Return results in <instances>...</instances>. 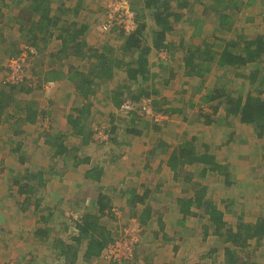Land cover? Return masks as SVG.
<instances>
[{
    "label": "rangeland",
    "instance_id": "rangeland-1",
    "mask_svg": "<svg viewBox=\"0 0 264 264\" xmlns=\"http://www.w3.org/2000/svg\"><path fill=\"white\" fill-rule=\"evenodd\" d=\"M103 1L105 3L107 0ZM243 1L248 3L249 6L243 8L239 16L235 18V22L223 31H219L218 29V18L216 19V17H212L208 14L205 15L204 6H201L195 0H191L190 3H192V5L190 7H177V10L184 14L183 23H180V28L178 31H175L174 35L169 36L172 42L170 41L168 43L173 47L172 53L160 51L161 55L159 53L157 54V57L162 56L163 60L170 59L169 61L162 62V64L165 65L163 67L168 69L169 66H176L180 74L185 73V69L184 67H180V63L182 62L183 55L186 53V47L192 44L202 45L204 39L215 42L216 45H218L217 43L223 44L220 40L216 41V35L230 38L242 33H245L247 37H253L256 34H264V0ZM63 2L65 3L64 0ZM66 3L68 5L71 4V2L68 3V1H66ZM95 3L97 4L98 2ZM23 9L27 10L26 4L23 6ZM25 10L21 15L26 16L28 14ZM17 14L18 13L14 12L10 13V18L7 21L4 19L0 20V27L3 29L1 30L0 28V33L2 34V43L0 38V84L2 77L9 79L10 72L8 71V63L10 61V56H12V52L17 51V45L19 47L18 50H20L23 45H29L24 37V32L19 30V26L14 20ZM102 14L98 16V19L95 18V20L94 18L92 20H81L79 17L77 18L79 19L78 22L89 21L90 24H92L91 33L93 36L91 39L96 44H101L102 41L110 37L104 35L107 33L100 30V24L102 22L100 18H102ZM61 15L60 24H63L65 21L68 23L74 20L72 19V13L62 12ZM151 18L152 16L149 15V19ZM248 18L252 19L248 20ZM148 23L150 25L146 32L149 35L146 33V36L148 41L152 43V36L148 31L151 32V26L153 25L154 27L155 24L153 20H149ZM92 28L95 29V34ZM96 33H99V35H96ZM100 34H102L104 38H100ZM182 39H184V41ZM61 44V40L55 35L46 47L40 44L41 46L39 45V47H37L38 53L36 52L33 59L30 57L27 59L24 68L23 82L31 84L30 87L34 89L32 93H28L24 97L26 100H32L33 98L31 97L38 95L39 100L42 102L39 105L46 111L45 116L39 118L38 123L33 124L27 123L24 118L18 120L17 116H7L5 117L6 122L4 126L0 127V247L1 252H4V254L1 253L0 255V264H15L12 256H7L5 254L6 252L17 253L15 256L18 260H20L18 258L19 252H28L30 257L33 255V258L36 259L32 264H69L64 262L63 256L57 255L56 250L58 249H56L55 245L50 246V243L56 242L57 239L70 242L67 236L73 232V221L82 216L80 211L82 209L81 205L84 204L82 201L85 199V196H88L89 193L92 195L94 189H98V192L99 190L102 191L106 188V184L108 185L111 183V185H114L115 182H120V174L127 175L130 182L138 178V185L140 183L146 184L143 192L146 191L147 188L151 191V194H149L146 200V204L150 206L152 211L154 210L152 217L154 228L152 230L159 229V225L156 221L158 215L162 214L166 222V232L176 239L174 242L164 244L166 246L163 247L161 246V239L159 236V240L154 242L155 244L153 247L149 246L148 241H146V244L144 246L142 245L138 253L137 262H135L137 264H146L150 262V260H145L147 257L151 256L149 249H153V251L156 252L152 264H161L165 259H169V261H171L170 264H191L196 262L199 255L207 254L218 242L216 240L217 237L214 236H210L205 241H202V228H200V226L206 221L204 217L200 216V218L199 216H193L186 226H180L178 228L175 226L178 217V212H175L178 210L177 198L189 197L193 194L191 182H185L179 177H173L172 172H167L166 170L163 171L162 174H152L153 171L151 168H147V171L144 172V178L141 175H136V170L138 168L136 164L140 162L139 157L141 161L147 160L148 156L151 157L152 155L148 154L150 151L149 149H153L152 147L156 148L160 139L161 142L167 141L168 145H174L177 140L176 128L164 126L160 130L156 129V127H151L159 123L155 119H152V115L162 116L160 112L155 109L153 110L152 105L150 110L146 112L147 114L141 115L136 120L140 123L137 128L143 129V131L150 130L149 133L136 136L129 134L128 129H126V126L123 124V122L129 123L131 121V115L126 114V112L122 110L114 111L115 113L113 111H107V104L112 103L111 97L114 93L112 91L114 90L116 92L118 87H121V85L127 82L125 80L126 74L124 73V78L119 76L116 81L103 84L100 91L94 95L95 97H90V101L94 103V105H92V113L96 117L92 119L93 139L89 144H84L80 137L72 132V128L67 122V115L76 107L77 100L76 91L73 90L74 86L72 82L67 79H62L60 83L56 81L55 84L48 85L45 83L46 80H44V76L39 74L41 62L45 69L49 68L47 63L50 64L51 62L58 63L59 65L65 64L64 69H68V65H76L80 62L79 58L73 56L66 59L63 58L62 55L60 60L57 59L55 54L58 49L61 48ZM52 55H54V57ZM156 61L158 62L159 60ZM260 63L261 65L259 68L257 63H253L249 64V66L245 67L242 71L239 69H234L233 71L226 70L225 68L216 67V65H214L209 72L204 75L205 81L201 80L198 76L189 75L186 77L178 73V77L174 79L175 86H171L172 88L164 86V81L168 76V70H166L153 80V89H158L160 92L158 97L153 96L154 99L161 100L162 108L166 109L168 113L169 107H165L168 102L166 96L172 97V94L177 91L176 89L181 88L182 90H186L185 94L180 91L181 94H184L185 97H189L188 94H190L192 97V103L189 108L192 110L195 109L194 101L196 98L195 103H197L199 108L206 107L207 110H211V106L215 105L217 102L211 104L207 96L211 92L219 76H222V80H218L220 83H223L224 78L229 80L228 89L234 94H241V92L244 90L247 91V89L250 88L255 90L261 87L259 89L263 90L262 94L264 96V60ZM159 64L160 62L157 63L158 68H155V71H157L156 74L160 71ZM236 72H241L244 75L238 77L235 74ZM251 74L256 76V81L254 83L250 81L252 77ZM156 83L158 85H156ZM182 83L185 84L182 85ZM3 87L5 86L0 85V88ZM197 87L200 89L197 90ZM79 101L86 102L84 99ZM110 107H112V105H110ZM199 108H197V110ZM200 110L205 111L203 108H200ZM111 113L115 115L120 125L117 129V135L114 136L113 134L108 137H115L119 140L124 139L133 142L134 146H141V150L139 148V150L136 151V147L127 148L121 146V148L120 145L114 143L115 148L113 150L116 152L113 153V156L117 157L120 155L121 157V161H117L116 164L110 161V158H113L112 155H110V143H105V140L109 138L106 137L104 129L107 131L110 129L109 119ZM177 120L180 121L181 119ZM8 122H10V126L7 124ZM128 125L132 126L131 123ZM146 125L149 127H144ZM221 125L223 126L224 124L221 123L218 124V126L214 125L217 130L215 132L216 134L212 136V140L213 142L216 141L217 145H219L220 142L223 144L227 134L232 130L226 127V125L224 127H221ZM245 127L246 128L243 130L242 128H238L235 142L230 143V145L229 143L221 144L222 149H220L219 160L230 163L232 168L231 175H236L234 179L231 180V185H226L224 183L225 180L223 176L213 175L212 172H208L205 176H202L196 166L192 165L190 166L191 170H187L196 174L195 178L192 180L195 184L201 183L208 186V195L216 201L218 206L224 211L225 219L232 227H235L239 220L255 222L257 217L264 216V136L259 138L251 125ZM184 129L185 127L181 128V130ZM45 134H49V136ZM61 136H64V138L60 139V142L63 145H67V147L73 151L66 156L53 158L52 156L55 151L52 145L46 141L53 143L55 139ZM178 136L184 137L183 135ZM19 143L21 144L20 150L14 151ZM204 143L205 142L199 140L196 146L204 151L206 150ZM170 150L172 149L169 148L168 153L164 154V156L167 157ZM75 155L80 158L90 157V162L75 166ZM22 158H24L23 162L21 161ZM93 166L100 167L105 172L103 176L104 180L99 182V184L95 183V186H93L92 181L87 178V176H83L82 178L81 176L76 177V173L85 175L86 171ZM41 170L44 171V175L48 179V186L46 190H38L32 194L33 201L36 203L40 199L43 201L47 199L45 202L41 201L43 203L40 204L42 207H45L50 199H54L55 201L60 200L59 209L54 210V214L51 215V213L43 211L46 217H48L49 222L41 223L40 225L42 228L48 227L51 231L50 236H46L47 239L43 241L39 240L34 235H30L31 232H26L30 230L32 232L34 231L40 214L35 213L36 211H33L32 208L26 210V213L19 210L23 207L19 205L20 202H22L21 198L23 194L19 193L18 184L15 182L17 178L23 179L26 172ZM115 171L118 172V175L115 174ZM159 182L161 188L156 187V184ZM47 190L53 192V196L49 194L51 198L48 195L43 196L46 194ZM86 190H88L87 194L84 193ZM117 206L113 207L112 213L107 214L106 220L111 223L107 224L108 229L113 231L116 228L113 232V242H115L114 245L121 250L118 251L119 256L120 252L125 253L126 248L130 247V243L135 241L134 239H136L139 233L138 227L140 224H135L134 221L130 220L131 218H128V212L120 209L121 206L124 207V202L121 201V204ZM172 206L175 207V211L171 208ZM35 207L37 208L36 204ZM199 211L202 213L201 210ZM16 213H20V215H16ZM26 216L29 218L24 219ZM101 221L104 222V218ZM66 223H69L71 226L68 230H66ZM63 231H65V233ZM144 234L146 233L141 232V237H143ZM152 234L154 235V233ZM153 235H151V237ZM160 235H162V233H160ZM175 243L180 245L177 255H174L172 250V246ZM251 243L249 249L252 250L255 255L254 261H256V264H264V241L260 244H256L253 239ZM141 244L142 242L140 245ZM219 246H221V244ZM220 254L221 253L218 252L219 257ZM25 255L26 254L21 257L23 263H25ZM193 255H195V259L192 257ZM123 256L124 255H120V258ZM169 256L171 257L169 258ZM26 257L27 259L30 258L28 255H26ZM101 258L102 260L99 261V264H104L106 262H111V264L115 263V261L107 260L102 257V254ZM78 264L84 263L80 262ZM204 264H209V261H204Z\"/></svg>",
    "mask_w": 264,
    "mask_h": 264
},
{
    "label": "trees",
    "instance_id": "trees-1",
    "mask_svg": "<svg viewBox=\"0 0 264 264\" xmlns=\"http://www.w3.org/2000/svg\"><path fill=\"white\" fill-rule=\"evenodd\" d=\"M195 1L201 6H204L205 15L208 14L212 17H216V19L218 18L217 24L219 31L225 30L229 25L234 23L235 18L239 16L242 9L249 6V4L245 3L243 0ZM19 2L27 4L28 14L26 16L18 15L16 23L19 26V30L24 32V37L27 40L26 42L31 45L37 53V47H39L40 44L46 47L52 37L57 33L58 35L56 34L55 36L61 40L62 44L61 48L56 52L55 57L60 60L63 55V58L67 59L74 54L81 59L80 63L76 65H68V69H64L65 64L59 65L53 62L49 64L50 68L45 69L41 62V65L39 64L41 66L39 74L44 76L46 84L49 82H56L57 79H67L72 82L75 87L77 100L76 107L67 115V122L72 128V132L79 136L84 144H89L93 139L92 119L96 117L92 113L93 103L89 98L100 91L101 86L105 84L104 81L114 78L116 70L126 73L127 82L121 85V87H118L116 92L111 90L114 92L111 100L115 107H120L127 99L133 102H139L142 98H149L151 99L153 109L161 114L167 113L166 109L162 108V103L154 99V96L158 97L160 92L158 89H153L152 83H148L150 78L148 56L152 53L153 49H155L157 53L160 51L171 52V48L173 47L168 43L167 38L173 35L175 31L179 30V25L183 21L184 16V14L177 9L181 7H190L192 5V3H190L191 0H133L131 6L136 12L137 29L130 34H126L123 29H119L118 31L117 28H114L112 31L120 33L124 38V43L121 44L124 57H117L113 55L114 53H101L98 48L90 45L84 37L86 29L88 28L85 23L76 21L60 24L62 15L52 14V3H54L55 0H19ZM80 6L81 5H78V7H76V14H79ZM147 13L149 15L151 14L154 18L155 26H151L150 32L152 43L148 41L146 36V30L150 25L146 21ZM250 19L252 18H248V20ZM215 39L216 41L220 40L223 44L217 43L218 45H216L215 42L204 39L202 45L192 44L186 47V53L182 57L183 64L180 67H185V73L188 74V76H198L201 80L205 81L204 75H206L214 65H216V67L225 68L226 70L233 71L234 69H239L242 71L245 67L249 66V64L253 63H257L259 68L261 65L260 62L264 60V34H256L253 37H247L245 33H242L230 38L216 35ZM19 52L20 50L12 52L10 58L17 56ZM135 53H137L136 56H134ZM35 54H32L30 58L34 57ZM52 56L54 57V55ZM127 58L131 59L127 61ZM172 72L173 70H171V76L173 77L174 74ZM235 74L238 77L244 75L241 72H236ZM251 75L250 81L254 83L256 81V76L254 74ZM219 79L221 81L222 76L218 77L217 82L214 83L211 92L207 96L209 102H217V104L211 106L210 112L199 110V117H201L206 124L222 123L224 124L223 126L238 127L242 128V130L246 128L245 126L251 125L256 135L259 138L263 137L264 96L262 94L263 90L259 89L261 87L255 90L250 88L247 89V91H239L241 94H234L228 89L229 80L224 78L223 83H220L218 82ZM169 83L170 80L166 79L164 81V86H169ZM0 85L5 86L0 88V119H4L7 116H17L18 120L24 118L27 123H35L38 118L45 116L46 111L39 105L38 100H26L24 97L28 93L34 91V89L30 87L31 84H26L24 82L17 83L2 77ZM132 86L136 88L132 89ZM81 99H84L86 102L79 101ZM221 106L224 108L223 116L218 115ZM126 114L132 116L129 122L132 126L128 125V122H123L126 129L129 131L128 133L137 136L143 134V129H138V125L135 123L140 115L134 111H130ZM109 122L110 129L108 130V134L109 136L113 134L116 136L120 123L117 122L113 113H111ZM236 134H238L236 131L230 132V134L228 133L223 144L229 143L230 145V143L235 142ZM45 135L49 136V134ZM62 138H64V136L55 139L53 143L46 141L52 145L55 151L52 156L53 158L66 156L73 151L69 149L67 145H63L60 142ZM111 141L118 143L115 137H111ZM160 146L164 153H168V144L163 141ZM205 147L206 150L201 151L202 149L196 148L194 139L185 141L182 145L175 147L169 153L168 161L176 178L181 176L185 182H191V188L193 189V194L189 197L177 198L179 209L177 214H179V220L175 226L177 228L185 226L188 224L191 217L201 216L206 218V222L200 226V228H202V241H205L210 236L217 237L216 240L218 244L212 247L207 254L199 255L197 261L191 264H204V261H209V264H256V261H254L255 255L249 247L253 239L256 244H260L264 241V216L257 217L255 222L239 220L235 227L228 224L224 216V211L218 206L216 201L208 195V186L201 183L195 184V182L192 181L194 174L186 169L187 166L193 165L201 169L200 172L202 176H205L208 172H212L213 175L223 176L226 185L232 184L231 180L234 179L236 175H231V164L220 161L217 159L216 154L211 153L206 145ZM20 148L21 144L19 143L14 151H19ZM21 161L23 162L24 158H22ZM74 162L75 166H79L82 163H89L90 157L80 158L75 155ZM44 174L42 170L26 172L23 179H16L15 182L18 184L19 193L23 195H32L38 190H46L48 179ZM101 174H103V170L97 166H93L86 171V176L97 182L101 181ZM51 193L52 192H49V194ZM148 196L149 190H146L143 195L133 193V198H131V206L134 210L133 215L138 218L140 223L139 228L142 229V233L146 232L145 225L148 226L149 222L152 220L153 211L148 204L142 209H138L136 206L138 203L145 204ZM40 203L39 201L36 202L37 208H40ZM59 204L60 200L55 201L54 199H50L46 207L51 210L58 208ZM95 204L98 206V213L88 211L82 214L79 219L73 221V232L67 236L70 242L57 239L56 242L50 243V246L55 245L56 249H58L56 250L57 255L63 256L66 263L75 264L77 262L78 254L81 252V245L84 242H86V248L83 253L84 260H90L101 255L105 247L110 242H113L112 231L101 223V217L107 214L106 210L112 208L111 198L105 193H100ZM199 210H201L202 213H200ZM109 213L112 212L109 210L108 214ZM43 215L46 216L45 214ZM156 222L159 225V229L155 230L154 235L151 233L153 236L148 240V245L153 247L155 244L154 242L159 240V237L162 247L166 246L164 245L166 243L174 242V240H176L175 237L166 232V222L162 214L158 215ZM65 225L66 230L71 228L69 223ZM50 233L51 231L48 227H38L35 229L33 235L43 241L50 236ZM160 233H162V235H160ZM220 244L221 246H219ZM142 245L140 248H135L131 257L115 261V264H121V262L124 264L128 261L137 262L138 253ZM172 248L175 255L180 245L175 243ZM149 252L151 256L147 257L145 260H150V262L146 264H152L156 255L153 249H149ZM218 252L221 253L222 256L220 254L219 257ZM192 257L195 259V255ZM170 262L171 261L167 264H170Z\"/></svg>",
    "mask_w": 264,
    "mask_h": 264
},
{
    "label": "crops",
    "instance_id": "crops-1",
    "mask_svg": "<svg viewBox=\"0 0 264 264\" xmlns=\"http://www.w3.org/2000/svg\"><path fill=\"white\" fill-rule=\"evenodd\" d=\"M65 3L63 2V0H55L54 3H52L53 5V13L54 15H59L61 14L62 12L66 13V12H69V13H72V19H74L73 21L71 22H76V20L78 21L79 19H77L78 17L81 19V20H92L94 18L98 19V16L100 14H102V18H100V20H103V16H104V7H105V3L103 0H64ZM66 1L71 2V4H67ZM131 3L133 0H130ZM95 2H98L97 4ZM25 3V2H24ZM104 4V5H103ZM175 4V3H174ZM27 5V4H26ZM78 5H81L80 8H79V14H76V7H78ZM23 6H25V4H22L21 2H19V0H0V20H8L10 18V13H18L15 17H14V20L16 22V18L18 15H21V13H24V10L23 9ZM175 7V5H174ZM28 12V10H25ZM102 12V13H101ZM26 14V12H25ZM151 16V14H150ZM149 20H153L154 21V18L152 16L151 19H149V14L147 13V18H146V21L147 23L149 22ZM66 22V21H65ZM80 22V21H79ZM82 22V21H81ZM70 23V22H68ZM82 23H85L87 25V29H86V32L84 34V37L87 39L88 43L90 45H93L94 47L98 48L99 49V52L101 53H106V54H113V55H116L117 57H124V53H123V50L121 49V44L124 43V38L123 36L120 34V33H117V32H111V33H107V34H104V35H107V36H110L108 39H106L105 41H102L101 44H96L94 43V41H92V30H91V25L90 22H82ZM183 23V21H182ZM67 24V23H66ZM80 24V23H79ZM100 24V22H99ZM99 26V25H98ZM1 28V27H0ZM93 29V28H92ZM1 30H3L1 28ZM101 30V28H100ZM58 31V30H57ZM56 31V32H57ZM93 33L95 34V29H93ZM150 33V31H148ZM100 33V32H99ZM99 33H96V35H99ZM147 33V32H146ZM148 34V33H147ZM56 35V34H55ZM58 35V34H57ZM149 35V34H148ZM174 35V34H173ZM0 38H1V43H2V34L0 33ZM96 38V37H95ZM100 38H104L102 36V34H100ZM4 40V38H3ZM184 40V39H183ZM167 41L170 42V38L168 37L167 38ZM181 41V40H180ZM172 42V41H171ZM120 43V44H119ZM170 44V43H169ZM173 45V44H172ZM18 45H17V51L18 50ZM172 49L171 48V52L169 53H172ZM121 50V51H120ZM120 53V55H119ZM160 54V52H158ZM155 49H153L152 53L149 54L148 56V59H149V68H150V78L148 80V83H152L153 80L158 77L162 72L164 73L166 70H168V76H167V79L170 80V85L168 87L172 88L171 86H175L174 85V79L176 77H178V73L180 74V72H178V68L175 66H169L168 69H166V67H163L165 65L162 64L163 61H169L170 59H167V60H163V57L162 56H159L157 57V54ZM137 53H135L134 56H136ZM161 55V54H160ZM75 58H79V56L76 57V55H71ZM126 57V56H125ZM33 59V57H32ZM131 59V58H129ZM127 58V61L129 60ZM156 60H159L158 62H160V71L159 73L156 74L157 71H155V68H158V65H157V61ZM81 61V59H80ZM180 62V61H179ZM80 63V62H79ZM48 64V67L50 68L49 66V63ZM183 63L181 62L180 63V66L182 65ZM75 65V64H74ZM67 68V67H66ZM162 68V69H161ZM185 68V67H184ZM171 70H173V74L174 76L172 77L171 76ZM125 72L124 71H120V70H116V74L114 76V78L111 80H108V81H104L105 84L107 83H111V81H116L117 78L120 76V77H123V74ZM126 74V73H125ZM166 74V73H165ZM180 75H184V76H188L186 73H183V74H180ZM126 79H127V76H126ZM125 79V80H126ZM58 83L62 82V79L58 80ZM69 81V80H68ZM186 83V82H185ZM185 83H182L185 84ZM156 85H158L156 83ZM186 86V85H185ZM198 86V84H197ZM152 87H154L152 85ZM132 89L136 88L135 86H132L131 87ZM200 88L197 87V90H199ZM73 90H75V87H73ZM177 91H175L172 95V97H169V96H166L168 98V102L166 103V106L165 107H169L168 109V113H164V114H161L163 119L158 123V124H155V126H151V127H156V129H162V127H174V129L176 128V132H177V140L176 142L174 143V145L170 144L168 145L170 149H174L175 147L177 146H180L182 145L185 141H188V140H193L194 139V143H195V146L197 145V141L199 142V140H201V142H205L204 143V146L206 145L208 147V150L211 152V153H214L217 155V159H219V155H220V149H222V142L219 143V145L216 144V141L213 142L212 140V136H214L216 133V128L214 127V125H217V123H211V124H206V122L203 121V119L201 117H199V113H200V108H203V110L206 111H211L210 109L207 110L206 107H198L197 103L196 102V98H195V101H194V105H195V109L192 110L191 108H189L191 106V103H192V97L190 96V94H188L189 97H185L184 94L186 92V90H182L181 88H178L176 89ZM183 92L184 94H181V92ZM95 97V96H94ZM156 97V96H155ZM161 97V96H160ZM33 98L34 100H38L39 101V104L42 103L40 100H39V96L38 95H34V97H31ZM91 100V98H89ZM200 99V98H199ZM198 99V100H199ZM98 100V99H97ZM161 102V100H159ZM163 102V101H162ZM93 103V102H92ZM211 104L214 103V102H210ZM217 104V103H216ZM94 105V103H93ZM110 105H112V107H110ZM165 105V104H164ZM97 106V105H96ZM107 111H118L119 110V107H115L113 103H108L107 104ZM197 108H199L197 110ZM223 106L220 107L219 109V112H218V115H221L223 116ZM154 110V109H153ZM170 110V111H169ZM115 113V112H114ZM222 113V114H221ZM168 118V119H166ZM153 119V118H152ZM166 119V120H165ZM177 119H181L180 121L177 120ZM39 118L37 119V121L35 123H38L39 121ZM6 122L5 118L4 119H0V127H3L4 126V123ZM9 126H10V122L7 123ZM33 124V123H31ZM136 124L138 125L137 127H139V121H136ZM207 126H212V127H207ZM7 127V126H6ZM144 127H149L148 125L144 126ZM161 127V128H159ZM182 127H185L184 130H181ZM221 127H224L221 125ZM227 127V126H226ZM232 130H230V132H238V127H234V128H231V127H228ZM150 130H144L143 134H147L149 133ZM104 132L106 133V137L109 136L108 134V131L104 129ZM229 132V134H230ZM141 134V135H143ZM178 135H183L184 137H179ZM137 136V135H136ZM109 138V137H108ZM118 139V138H117ZM215 140V139H214ZM226 140V139H225ZM104 141V140H103ZM160 144L162 143L161 142V139H160ZM157 144V147H152L153 149H149V153L150 155H152L151 157L148 156V159L145 161H141L140 157H139V160L140 162H138L136 164V166L139 168H137L136 170V175H141L143 178L145 177V174L144 172L147 171V168H151L152 169V174H155V173H159V174H162L163 171H167V172H172V176L173 177H176L173 170L171 169V167L169 166L168 164V161H169V155L164 156V153L160 144ZM165 142V141H164ZM103 143V142H102ZM105 143L106 144H109L110 143V155H112L113 158H110V161H112L111 163L113 164H116L117 161H121V157L120 155L117 156V157H114L113 156V153L116 152L114 151L113 149L115 148L114 146V142L111 141V138H109L108 140H105ZM166 144H168V142L166 141L165 142ZM115 144H118L120 145V147H136V151L141 150V146L140 145H135L133 144V142L131 141H126L124 139H121L119 140L118 139V143H115ZM203 144V143H202ZM124 145V146H123ZM117 146V145H116ZM121 147V148H122ZM17 148V147H16ZM196 148L200 149L199 147L196 146ZM170 150V152L172 151ZM201 150V149H200ZM202 151V150H201ZM205 151V150H204ZM139 156V155H138ZM119 163V162H118ZM169 169V170H168ZM187 170H191V167L190 166H187L186 167ZM199 171H201L200 168H197ZM141 170V171H140ZM104 171H103V174H101V181L104 180L103 179V176H104ZM115 174L118 175V172L115 171ZM195 173H194V177L193 179L195 178ZM77 176H81V178L83 176L86 177V174L85 175H79L76 173V177ZM46 177V176H45ZM84 177V178H85ZM89 178V177H87ZM120 182L117 181L115 182L114 185H111L110 184H106V188L103 189L102 191L99 190L98 192V189H94V193L91 195L90 193L88 194V196H85V199L82 201L84 204L81 205L82 209H81V213L84 214L85 212H88V211H93L94 213H98V206L95 204L96 203V200L98 199V196L100 193H105L107 194L110 198H111V206L112 208L111 209H107L106 210V213L108 214V211L110 210L112 212V209L113 207L115 206H119L121 204V201L124 202V207L121 206L120 209L122 211H127L128 212V218H131L130 220L134 221L135 224L138 223V225L140 224L139 223V220L136 216L133 215L134 213V210L132 209V206H131V198H133V193H137L138 195H143L146 191L143 192V189L144 187L146 186V184H139L138 185V178L136 180H133L130 182L129 178L127 177V175H123V174H120ZM122 178V179H121ZM180 179L183 180V178L180 176L179 177ZM18 179V178H17ZM92 183H93V186H95V183L99 184V182H97L96 180L94 179H91L89 178ZM192 179V180H193ZM16 180V179H15ZM100 181V182H101ZM184 181V180H183ZM77 185V184H76ZM78 187V186H76ZM103 187V185H102ZM156 187H160L161 188V184L160 182L156 184ZM104 188V187H103ZM146 190H149V194H151V191L149 188H147ZM49 192H52V191H48L46 192V194H44L43 196H49L51 198V196H53V192L51 193V196L49 195ZM58 192V191H56ZM81 193H83L82 191H80ZM84 193H88V190L84 191ZM56 194V193H55ZM29 196V197H28ZM31 196V197H30ZM97 196V198H96ZM22 202H20V206H23L22 208H20L19 210L23 213H26L27 211L26 210H29L30 208H32L33 211H36L35 213H39L40 216H38V221H37V225L34 227L35 229L38 228V227H42L40 224L41 223H48V217L44 216L43 214H45V212L43 211H47L48 213H52L54 214V210H57L59 209L58 208H54V209H51L49 210L46 206L45 207H42L40 205V208H36L35 207V202L33 201L32 199V195H29V194H24L22 195V198H21ZM47 200V199H46ZM46 200H38L39 202L43 201L45 202ZM147 200V199H146ZM37 201V202H38ZM41 202V203H43ZM40 203V204H41ZM116 203H120V204H116ZM48 203H46V205H48ZM146 205V202L145 204H140L138 203L136 208L138 209H142L144 206ZM173 205V204H172ZM175 205H176V202H175ZM174 205V206H175ZM117 206V207H118ZM172 206L171 208L173 209V211H175V207ZM39 210V211H38ZM177 210V209H176ZM154 211V210H153ZM175 212H179V209ZM154 213V212H153ZM51 214V215H52ZM107 214L106 215H103L101 217V220L104 218V222L101 221V223L103 225H105V227L107 228V224H111L107 219ZM16 215H20V213H16ZM48 215V214H47ZM50 215V216H51ZM179 216V214H178ZM29 218L28 216H26V218L24 219H27ZM77 218V217H76ZM164 218V217H163ZM201 218V217H200ZM178 217H177V222H178ZM206 222V221H205ZM27 226V225H26ZM25 226V227H26ZM44 226V224H43ZM186 226V225H185ZM1 228V227H0ZM139 228V227H138ZM154 228V222H153V218L152 220L149 222L148 226L145 225V230H146V234H144V237L142 240V244L143 246L146 244L145 241H148L150 240L151 238V232L152 233H155V230H152ZM31 229V228H30ZM34 229V231H35ZM116 229V228H115ZM114 229V230H115ZM114 230L112 231V233L114 232ZM34 231L32 232L31 230L30 231H26V232H31L30 235H33ZM65 233V231H63ZM28 239V238H27ZM141 244V245H142ZM140 245V246H141ZM85 248H86V242H84L82 245H81V252L78 254V259H77V262L76 264L82 262L84 264H99V261L102 260L101 258V255L99 256H96L90 260H84L83 258V253L85 251ZM29 250V249H28ZM1 253L4 254V252H1V247H0V255ZM19 259H16V256L17 253H8L6 252L5 254L7 256H12L13 258V262L15 264H32L34 263V261L36 260L35 258H33V255H31V257L29 256L28 252H19ZM26 254L28 255V257H30L29 259H27L26 255H25V260L23 263L22 262V259L21 257H23V255ZM102 254V253H101ZM178 253H176L177 255ZM5 255V257H6ZM171 256H169L170 258ZM10 258V257H9ZM64 258V257H63ZM141 260V259H140ZM65 262V261H64ZM169 262V259H165L161 262V264H167ZM39 264V263H37ZM104 264H111L106 262ZM112 264H115V263H112ZM123 264V263H122ZM124 264H137L135 261H128V262H125Z\"/></svg>",
    "mask_w": 264,
    "mask_h": 264
},
{
    "label": "built area",
    "instance_id": "built-area-1",
    "mask_svg": "<svg viewBox=\"0 0 264 264\" xmlns=\"http://www.w3.org/2000/svg\"><path fill=\"white\" fill-rule=\"evenodd\" d=\"M104 10L103 20L100 24V28L104 33L112 32L114 28H117L118 31L119 29H123L126 34H130L137 29L138 23L136 21V12L132 8L130 0H107ZM35 53L36 50L31 45L21 46L19 54L15 57H11L8 63V71L10 72L8 80L17 83L23 82L26 61ZM47 84L52 85L55 84V82H49ZM151 106L152 103L149 98H142L139 102H133L130 99H127L122 104L121 110L126 112L134 111L141 116L147 114L146 112L150 110ZM152 116L153 119L158 122L163 119L162 116ZM140 232L141 229H139V233L136 236V239H134L135 241H132L130 247L126 248L125 253L120 252V255H124L122 258H120V255L118 256V251L121 250L114 245L115 242H110L105 247L102 252V257L111 261H119L131 257L139 241Z\"/></svg>",
    "mask_w": 264,
    "mask_h": 264
},
{
    "label": "clouds",
    "instance_id": "clouds-1",
    "mask_svg": "<svg viewBox=\"0 0 264 264\" xmlns=\"http://www.w3.org/2000/svg\"><path fill=\"white\" fill-rule=\"evenodd\" d=\"M124 102H125V101H124ZM124 102H123V103H124ZM123 103H122V104H123ZM122 104H121V106H122ZM121 106L119 107V110H121ZM122 111H123V110H122ZM123 112H126V111H123ZM129 112H130V111H129ZM129 112H126V113H129ZM139 229H141V228H139ZM139 229H138V230H139ZM141 232H142V229H141ZM141 232H140V236H139L140 238H139V241H138V243H137V246H136V247H139L140 243H141V242H142V240H143V237H144V236H143V237H141ZM102 252H103V251H102ZM121 264H122V262H121Z\"/></svg>",
    "mask_w": 264,
    "mask_h": 264
}]
</instances>
